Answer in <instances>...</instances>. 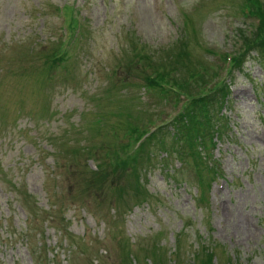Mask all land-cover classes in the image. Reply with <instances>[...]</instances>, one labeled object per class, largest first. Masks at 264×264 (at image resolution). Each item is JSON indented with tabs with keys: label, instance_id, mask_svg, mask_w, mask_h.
<instances>
[{
	"label": "rangeland",
	"instance_id": "1",
	"mask_svg": "<svg viewBox=\"0 0 264 264\" xmlns=\"http://www.w3.org/2000/svg\"><path fill=\"white\" fill-rule=\"evenodd\" d=\"M250 1L264 2L0 0V264H152L153 242L169 264H199L205 246L211 264H264V70L250 49L238 68L220 74L210 53L236 51L256 31L262 17L240 8ZM78 21L72 45L47 61L64 38L62 24L69 38ZM175 53L186 57L183 68L163 81L178 90L192 85L206 95L229 85L197 117L199 130L211 133V169L181 164L187 148L167 136L168 123L146 144L150 163L137 169L150 196L135 203L130 188L116 206L115 193L136 181L128 172L119 177V166L109 172L121 159L129 169L123 153L112 157L115 140L127 144V126L172 115L173 94L144 89L142 65L167 68ZM184 67L191 71L178 80ZM204 83L214 86L205 93ZM97 162L108 173L105 190H82L80 177ZM23 198L34 207L25 210ZM24 222L32 228L27 240L13 237Z\"/></svg>",
	"mask_w": 264,
	"mask_h": 264
},
{
	"label": "trees",
	"instance_id": "2",
	"mask_svg": "<svg viewBox=\"0 0 264 264\" xmlns=\"http://www.w3.org/2000/svg\"><path fill=\"white\" fill-rule=\"evenodd\" d=\"M262 5V6H261ZM264 6V2L263 4H259L257 3V1H250V3L246 4H241L240 8L243 14L247 13H255L256 15L262 17L263 21L260 25L259 24V20L261 18L258 19L257 23L255 24L257 26V29L254 33L248 31V37L245 38V36H242V43H241V47H238L235 50H230V51H226L223 53H219L216 52L214 50H211V54L214 56L216 55L219 59V61H217V59H212L213 61L217 62V67L219 68V73L221 74L222 69L224 71H228L231 68H238V65H241L243 62V59H245V55H247L248 51H253L256 52L257 54L255 55L258 59H260L261 61V66L263 67L264 70V10H260V8H262ZM254 9V10H253ZM254 13V14H255ZM247 15V14H246ZM261 33H263L261 35ZM262 37V38H261ZM54 44V48L53 51L51 53L50 51V60L47 59V61H49L51 63L52 62H56L57 60L61 59V56L57 55L60 51V41H56ZM56 55V56H55ZM171 59L168 60V67H162L160 64H154V65H150L149 63H146L142 65L143 71L142 72H147V75L145 74V78L143 79V88L147 90H154L157 92H159L160 96L164 99V97L169 96L173 94L174 99L170 100V105L171 107H178L179 109L178 111H176L175 116L169 121L170 123V127H171V131L169 132V134L167 136H169L171 139H175L178 142H181L182 144H184L187 148L186 151L182 152V155L180 154L178 159H181V164L187 162V159H191V163L193 165H197L199 164L201 167L205 168L206 170H210L211 168V164L207 163V155L208 152L207 149L208 147L212 144V142H210L211 139V133L209 131L205 130H199V124H200V120L197 118L199 115L203 116L204 118L206 117L207 114V109H209V106H217V104H219L220 100H222V98H224L227 95L228 92V85L225 84L224 82H221L220 84L218 83L217 86L213 87L212 89L214 91L212 92H208V94L206 95H199L196 94L197 92H193L195 91L194 87L192 85L188 86V89L185 90H178V88H175L174 86L168 84V82L163 81L164 78L166 77V75H168L170 72H172V77H174L175 74L179 75L180 73V68H183L182 65H184V63L182 62L183 60H181L183 56V54H170ZM215 57V56H214ZM213 57V58H214ZM186 58V57H185ZM145 59V58H144ZM143 59H136L134 60L135 62H137V64L142 63ZM186 60V59H185ZM129 62V63H128ZM125 63V69L128 71L129 68L131 67V62L128 61ZM160 63V62H158ZM176 64L180 65V67L177 68ZM177 68V69H176ZM187 67H184L183 73L184 75H182L181 79L179 78L178 80H183L187 74L191 71V68L189 70L186 69ZM132 72H136V75H138L137 69H132ZM149 75H152L151 77H149ZM264 77V75H263ZM176 79H173L172 81H174ZM186 83V82H185ZM119 84L124 85V82H121ZM206 83H204L203 88L205 91V93L208 91V88L214 86V85H207V87H205ZM180 87H185L181 82H180ZM263 90H264V83L262 85ZM201 89V90H202ZM188 91L191 93H188ZM192 98H189V95ZM179 96H183V98L179 99ZM188 96V97H187ZM262 104V103H261ZM148 122H152L151 120H149ZM142 128L139 129L140 125H131V126H127L123 132L125 136H127V138L129 139V141H127L126 143H121L119 144L118 142L116 143L118 148L117 149H113L112 150V157H116L117 153H123L125 156V159L127 161H129V169H125L122 165L123 162L121 160H119L118 163H115L113 166H110L111 163H108V167H109V172L110 171H114L116 169H111L110 168H118V166L121 168V174L119 175V177L121 175H123V172H128V174L130 173V177L132 178V180H135V184H132L130 181L127 184H124L123 187H125L126 189L124 191H120L118 193H115V197H114V203L116 206H119L118 204H116L117 201H119V203H123L125 201H127L126 199H124V195H126L127 189L131 188V192H132V197H134L133 201H135V203L137 202H141V201H146V197L150 196V194L147 193V190H144L143 187L140 186V184L138 183V178L140 177V173H137V169L139 168V166L141 167H145V165H148L150 163L151 160V156L149 155V153L144 150L145 147L147 146L146 144H148V142H152L153 140L156 139L158 132H162L161 129H163V127L161 126L162 124H158L155 128V130L148 132L146 125L144 123ZM217 134V133H216ZM144 135V137H142ZM113 137V135H111ZM185 137V138H184ZM136 144H135V143ZM133 143L135 144V146L133 145ZM206 143H208V146L206 145ZM133 146H132V145ZM203 151V155L205 156V160L201 162H197L200 161L201 159V151ZM181 151V150H180ZM179 151V152H180ZM102 163L97 162V165L95 166V170H91L90 175L87 177H80L81 182H82V190H84L85 188L88 190L93 189L95 191V193H97L100 190H105L101 188V184L106 181L107 177V170L105 171L103 168H101ZM145 169H142V171H145ZM171 176V174H169ZM200 175H198L199 178ZM108 186V185H107ZM208 186V183H206V187ZM108 188H110V185L108 186ZM114 190V188H113ZM112 190V191H113ZM107 192V190H106ZM200 199H202V195L200 197ZM23 200H27V202H30V205L28 206L27 204L23 203L22 207L25 210H29L30 208L34 207L33 202H31L30 200H28L27 198H23ZM34 211V210H31ZM30 211V212H31ZM24 229H20L19 231L17 230V232H15L14 234L17 235V233L20 236H24L25 239L27 240V236L28 233L31 231V227H29L28 223H24ZM126 244V243H124ZM160 246H158L156 243H152L151 247H149V256L150 259L153 260L152 264H169L165 262V258H163V253L161 248H159ZM123 251V255L126 259H128L129 254H131V251L129 249H122ZM37 253H39V251H37ZM211 255H212V248L211 247H207L205 246V251L203 253V255L201 256V260L199 264H211L210 263V259H211ZM52 256H54L52 254ZM44 263H46L44 261ZM66 264H69L68 261L65 262ZM50 264H57L56 262L54 263L53 260H51Z\"/></svg>",
	"mask_w": 264,
	"mask_h": 264
}]
</instances>
